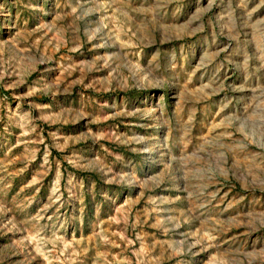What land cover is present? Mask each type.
Segmentation results:
<instances>
[{
	"label": "rangeland",
	"instance_id": "rangeland-1",
	"mask_svg": "<svg viewBox=\"0 0 264 264\" xmlns=\"http://www.w3.org/2000/svg\"><path fill=\"white\" fill-rule=\"evenodd\" d=\"M0 264H264V0H0Z\"/></svg>",
	"mask_w": 264,
	"mask_h": 264
}]
</instances>
